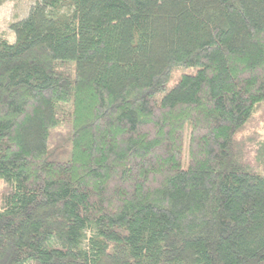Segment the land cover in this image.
Instances as JSON below:
<instances>
[{
    "label": "trees",
    "instance_id": "16d2710c",
    "mask_svg": "<svg viewBox=\"0 0 264 264\" xmlns=\"http://www.w3.org/2000/svg\"><path fill=\"white\" fill-rule=\"evenodd\" d=\"M10 28L0 264H264V0H35Z\"/></svg>",
    "mask_w": 264,
    "mask_h": 264
},
{
    "label": "rangeland",
    "instance_id": "374dc122",
    "mask_svg": "<svg viewBox=\"0 0 264 264\" xmlns=\"http://www.w3.org/2000/svg\"><path fill=\"white\" fill-rule=\"evenodd\" d=\"M35 0H8L0 6V39L14 42L15 33L11 30L10 24L14 21L25 18ZM180 73H191L192 69H183ZM178 75V74H177ZM188 156H185L184 166H187Z\"/></svg>",
    "mask_w": 264,
    "mask_h": 264
}]
</instances>
